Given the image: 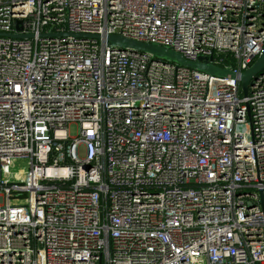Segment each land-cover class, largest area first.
Masks as SVG:
<instances>
[{
  "label": "built area",
  "instance_id": "obj_1",
  "mask_svg": "<svg viewBox=\"0 0 264 264\" xmlns=\"http://www.w3.org/2000/svg\"><path fill=\"white\" fill-rule=\"evenodd\" d=\"M111 35L241 75L264 0H0V264H264V72Z\"/></svg>",
  "mask_w": 264,
  "mask_h": 264
},
{
  "label": "water",
  "instance_id": "obj_2",
  "mask_svg": "<svg viewBox=\"0 0 264 264\" xmlns=\"http://www.w3.org/2000/svg\"><path fill=\"white\" fill-rule=\"evenodd\" d=\"M20 24H18L19 26ZM20 29V27H18ZM98 38V36H93ZM110 45L114 48L122 50H131L135 53L149 55L157 61L172 63L177 66L186 67L197 70L218 78L239 80L244 96L248 95L249 86L255 78L264 72V52L255 62V64L241 75H237L230 70L220 68L212 63L209 59L201 58L196 61L188 60L181 53L175 52L167 47L127 39L118 35H111L108 37Z\"/></svg>",
  "mask_w": 264,
  "mask_h": 264
},
{
  "label": "rangeland",
  "instance_id": "obj_3",
  "mask_svg": "<svg viewBox=\"0 0 264 264\" xmlns=\"http://www.w3.org/2000/svg\"><path fill=\"white\" fill-rule=\"evenodd\" d=\"M70 131H71V135H72L73 137H75V136L77 135V132H78V128H77V126H72V128H71ZM21 169H23V170H27L28 167H27V165H25L24 163H19V164L17 165V167L15 168V170L18 171V170H21Z\"/></svg>",
  "mask_w": 264,
  "mask_h": 264
}]
</instances>
